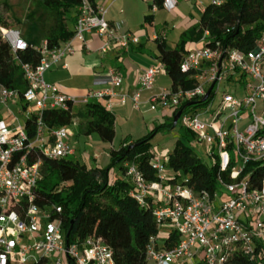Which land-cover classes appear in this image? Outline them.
Masks as SVG:
<instances>
[{"label":"built area","instance_id":"1","mask_svg":"<svg viewBox=\"0 0 264 264\" xmlns=\"http://www.w3.org/2000/svg\"><path fill=\"white\" fill-rule=\"evenodd\" d=\"M177 2L163 0L162 9L171 12ZM222 2L212 0L210 4L220 6ZM107 12L108 6L81 0L72 37L53 47L45 40L32 46L0 17V40L8 46L25 85L19 92L0 84V106L9 117V104L23 102L25 122L33 117L35 127L30 138L25 122L16 117L11 123L0 120V264H115L111 249L101 238L67 241L59 205L35 204V189L42 177L41 157L67 160L74 156L67 126L48 128L42 121L43 112L73 113L91 102L103 101L104 109L111 113L113 100L120 106L130 103L135 111L143 104L149 111H167L172 119L181 111L176 125L191 132L193 141L205 145L208 156L217 161L219 174L230 168V183L218 175L215 192L195 193L185 177L167 169V156L150 159L155 181L147 180L136 163L123 164L131 187L129 196L143 207L150 204L158 227V234L149 239L146 261L186 264L199 259L203 264H221L236 251L253 258L256 248L264 246V176L260 187L253 188L250 180L240 179V175L249 163L264 165V32L255 47L245 52L222 45L203 30L179 64L180 73L192 86L160 89L145 101L142 93L152 92L157 77L165 73L159 61L139 74L132 93L122 92L123 78L114 69L107 70L108 88L81 96L65 95L46 83L45 73L77 50L86 49L88 35L103 39V54L139 45V37L120 32L118 25L108 22ZM232 29L227 27L225 32ZM28 47L38 53L35 65L20 60ZM220 83L230 86L234 95L223 93L216 109L211 110V98ZM199 106L203 108L196 110ZM163 229L178 236L174 246H158Z\"/></svg>","mask_w":264,"mask_h":264},{"label":"trees","instance_id":"2","mask_svg":"<svg viewBox=\"0 0 264 264\" xmlns=\"http://www.w3.org/2000/svg\"><path fill=\"white\" fill-rule=\"evenodd\" d=\"M37 4L49 11L52 24L45 29V41L50 47L68 41L73 31L67 25L68 13L71 9L76 13L81 0H35ZM92 1V0H91ZM163 0H152V6L160 9ZM6 7H3V10ZM3 24H8L2 18ZM6 16V15H5ZM75 17L73 16L70 20ZM152 16L145 17V24H151ZM15 25L17 20H12ZM227 27H232L228 33ZM208 30L210 38L220 41L222 45H229L242 51H250L255 42L264 32V0H224L220 6L209 4L201 12L198 23L189 32L184 33L173 48L158 36L155 40L157 47L156 59L164 65L165 74L171 82V88L181 86L190 88L192 82L180 73L179 64L189 50L184 49L186 40L197 42L203 30ZM38 53L32 47L21 55L23 63L35 65ZM20 71L13 60L8 46L0 40V84L6 88H14V73ZM84 119L81 133L84 135L97 134L104 141L111 143L114 132V117L99 103L91 102L83 107L80 113ZM74 113L59 111H44L42 121L48 128H59L72 123ZM164 124L173 128V119ZM28 137L34 136V118L25 122ZM156 134L149 135L133 142L138 144L132 149L130 145L120 146L109 152V163L104 168H86L71 160H50L41 157V180L35 189V204L43 207L55 204L61 207L60 218L65 234L70 231L69 242L81 241L88 236L101 238L111 249L115 264H148L146 261V248L151 237L158 234L157 224L152 217L150 204L141 206L129 196L130 184L124 178L109 182V172L113 167L122 170L126 162H134L144 177L155 181V175L150 166L153 154L149 152V142ZM181 139L192 141L194 135L181 128ZM167 169L180 173L187 179V184L195 193L217 190L218 175L226 183H230V168L219 174V166L215 159L211 166H206L192 153L189 146L182 140L176 141L172 151L167 155ZM264 176L262 163H249L241 178L247 177L253 188L261 185ZM67 183L66 187L63 185ZM178 236L174 232L168 234L164 242L166 248L174 246ZM264 247L258 246L253 258L234 252L221 264H263ZM203 264V263H202Z\"/></svg>","mask_w":264,"mask_h":264},{"label":"rangeland","instance_id":"3","mask_svg":"<svg viewBox=\"0 0 264 264\" xmlns=\"http://www.w3.org/2000/svg\"><path fill=\"white\" fill-rule=\"evenodd\" d=\"M212 0H182L181 3L171 11L166 13H160L156 17L157 31L164 30L166 35L167 45L171 48L175 46L179 38L189 32L198 23L200 16V10L208 6ZM143 4L147 11H152L150 1H144ZM147 5V6H146ZM6 10H3V7ZM168 13V14H167ZM7 21L8 24L14 26V29L18 30L25 39H32L33 41L41 42L45 39V29H48L52 24V16L47 9L40 7L35 0H0V15ZM74 10L71 9L68 13L67 25L70 27L71 18L73 17ZM6 15V16H5ZM12 20H17L18 24ZM146 30L152 32L148 25L144 26ZM194 43L191 40H186L184 43V49L189 50ZM163 75V74H161ZM21 78V72L14 73L13 79L15 85ZM164 85L169 87L171 84L167 75L162 76ZM223 93H230L234 95L233 89L226 83H220L217 92H215L211 99V110H215L219 104L221 95ZM203 106L196 107V110H200ZM79 109L74 111V118L70 125L67 126V130L71 134L69 137V145L74 151V156L68 157L67 160L77 162L80 165H84L86 168H104L108 165L109 152L112 149H118L122 143L129 140L128 133H138L142 138L149 135L156 134L151 138L149 142V152L155 156L165 157L173 149L174 144L178 140H182L187 146L190 147L192 153L206 166L213 164V159L206 153V147L204 144L197 143L195 141H186L180 137V125L169 129L164 124H169L170 121L165 118L156 117L151 120L147 130L142 123L145 122L153 114H140L138 112H130L128 115H121L117 117V111L114 110L113 117L119 118L117 122L113 123L114 138L111 143L102 141L97 134L84 135L79 132V122L81 117L78 115ZM170 115V114H169ZM78 116V117H77ZM170 117V116H169ZM23 121V117L19 118ZM5 122L13 118L5 119ZM82 122V121H81ZM108 156V157H107ZM114 174V177L112 175ZM123 176L122 170L117 167H113L109 172V182L112 183L114 179H119ZM125 177V176H124ZM184 176L181 175V179ZM161 233V232H160ZM162 242H158V246H161ZM150 264V263H148ZM177 264V263H174ZM186 264H202L199 259H195L193 263ZM264 264V263H263Z\"/></svg>","mask_w":264,"mask_h":264},{"label":"crops","instance_id":"4","mask_svg":"<svg viewBox=\"0 0 264 264\" xmlns=\"http://www.w3.org/2000/svg\"><path fill=\"white\" fill-rule=\"evenodd\" d=\"M92 1L98 5L108 6V22L113 25H118L120 32L132 33L139 37V45L132 46L126 51L110 50L108 51V53L103 54L100 51L103 39L95 34L88 35L86 38V49L77 50L74 55L67 57L62 63L53 67L50 71L45 73L44 80L46 83L56 86L58 90L65 95L81 96L89 90H104L108 88L109 84L107 78V70L114 69L117 70L123 78L122 92L132 93L137 89V79L139 74L158 63V60L156 59L158 54L155 43L156 38L160 36L167 43L164 30L157 31V26L155 25L156 17H158L160 13L166 12L164 11V9H162V7L160 9H152L151 12L147 11L145 5L143 4V0H117L111 4V0ZM181 1L182 0H178L177 6L181 3ZM149 7L152 8V4ZM204 8L200 10V14L204 10ZM75 14H73L74 17ZM147 16H152V18L150 19V25L145 24L144 22L145 17ZM74 21L75 18L71 22V25L69 27L70 30H73ZM145 25H148L151 29H153L151 30L152 32L146 30L144 27ZM43 40L45 39L43 38ZM43 40H41V42ZM26 41L34 47L38 46L41 43L33 41L32 39H26ZM193 43L195 44L196 42ZM192 47L189 50H191ZM163 75L166 74L163 73ZM163 75H159L157 77L152 92L142 93V101H145L152 93H156L160 89H169L171 87V84L168 88H166L167 86H163ZM24 88L25 85L21 75V78L17 81V84L14 85V89L22 92L24 91ZM95 103H99L102 107H104L103 101H97ZM112 104L113 109L111 114L114 110H116L118 112L117 117L119 118L121 117V115L131 114L130 112L132 111L138 112L140 114H153L145 122L143 121L142 124L144 126L151 122L153 118L160 117L169 119L170 116V113H168L167 111H149L145 104H143L140 111H135L130 103H127L125 106H120L115 100H113ZM23 109L24 104L19 100L15 103H10L9 110L11 111L12 116L8 117L6 114V110L0 106V120L6 121L5 119L7 118H13L14 120V117H16L20 123H24L25 118ZM77 109H79L78 115L80 116L83 107ZM75 110L76 109H74V111ZM21 117H23V121L19 119ZM117 117L114 118L115 122H117L119 119ZM80 119L82 122H79L78 129L81 133V129L85 121L83 118ZM11 122L13 121L10 120L6 123ZM147 128L148 125L145 129L147 130ZM127 137L129 138V140L125 143H122L120 146L130 145L142 138L138 133H128ZM112 177H114V174L112 175ZM121 178H124L126 180L125 177ZM114 180H117V178ZM168 233V230L163 229L159 234L158 242L161 241L163 245L165 240L167 239Z\"/></svg>","mask_w":264,"mask_h":264},{"label":"water","instance_id":"5","mask_svg":"<svg viewBox=\"0 0 264 264\" xmlns=\"http://www.w3.org/2000/svg\"><path fill=\"white\" fill-rule=\"evenodd\" d=\"M211 89H212V87L208 90V92H207L206 96L204 97V99H206V97L208 96V94H209V92L211 91ZM204 99H203V101H204ZM180 113H181V111L177 112V113L174 115V117H173V127L176 126V123H177V120H178V118H179V116H180ZM137 145H138V144L130 145V146H129V149H132L134 146H137ZM69 235H70V231H68V232L65 234V237H66L67 241H68V239H69Z\"/></svg>","mask_w":264,"mask_h":264}]
</instances>
